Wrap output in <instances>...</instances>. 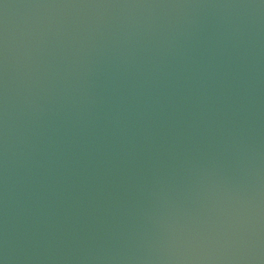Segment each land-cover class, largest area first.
<instances>
[{
  "label": "water",
  "instance_id": "obj_1",
  "mask_svg": "<svg viewBox=\"0 0 264 264\" xmlns=\"http://www.w3.org/2000/svg\"><path fill=\"white\" fill-rule=\"evenodd\" d=\"M0 264H264V0H0Z\"/></svg>",
  "mask_w": 264,
  "mask_h": 264
}]
</instances>
